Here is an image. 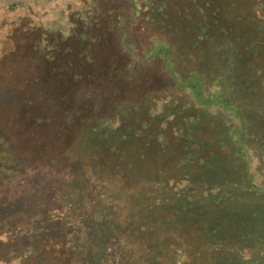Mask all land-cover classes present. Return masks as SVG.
<instances>
[{"label": "trees", "instance_id": "16d2710c", "mask_svg": "<svg viewBox=\"0 0 264 264\" xmlns=\"http://www.w3.org/2000/svg\"><path fill=\"white\" fill-rule=\"evenodd\" d=\"M1 1L0 8L8 5L12 11L14 5L24 6L26 0H19L16 4L7 2L9 0ZM132 1L138 0H128L131 4ZM196 1H199L198 6L202 4L211 8L213 19H216L213 25L205 20L198 40L211 39L216 44L221 43L223 69L207 74L196 68L187 75H181L180 80L175 81L180 90L173 87L179 94L190 96L186 100L188 103L176 106L173 101L172 112L159 113V119L162 123L166 122L173 114L174 118H178L173 124L183 123L196 129L204 122L205 125L212 123H207V119L218 121L222 127L221 145L227 150L224 157L219 162L209 160L199 150L201 142L191 135L188 140L192 143L180 145L177 150L178 153L194 156L193 161L188 163L190 170L183 166L184 156L180 161L177 157L173 158L171 162L174 165L166 167L163 155L159 158L163 161L160 166L145 168L141 173L134 172L139 179L135 184H131L132 177L128 178L132 174L129 170L126 175L121 171H110L97 162L96 165V159L91 157L90 165L78 162L73 169L71 162L67 164L68 161L65 163L60 159L61 154L67 152L66 147L57 146L56 142L44 138L49 134L45 130L47 122H28L35 116L36 108L30 106L27 96H1L0 236L4 235L6 240H0V262L9 263L21 258L22 264H50L48 256L42 257L36 248L53 243L54 238L47 241L44 235L48 237V232L62 228V223L55 220L62 210L72 212L74 217L73 212L82 209L80 216L65 221V227L69 232H77L70 234V247L89 264H190L193 246L182 240L188 234L195 235L197 245L202 247L203 262L199 264H233L225 262L229 249L223 255L216 251L212 234L222 225L220 213L227 216L232 212L243 214L245 207L252 209L257 202L264 203V0ZM93 2L98 4L96 0ZM212 3H217V7H211ZM127 8L130 19H120L118 27L128 25L130 28L135 24L136 19L132 18L135 15L134 5ZM56 24L61 30H50V35H55L54 41L64 29L60 22ZM218 26H222L221 30L218 28L220 31L216 29ZM77 36L95 41L92 35L84 32ZM77 36L74 34L67 40ZM197 43L194 48L201 42ZM199 48L204 49L202 46ZM162 51L153 52L148 60L161 58L160 62L169 68L168 73L174 75L175 52L168 47L169 57L165 58L160 54ZM51 52V48L45 51V62L52 61ZM148 60L142 59L144 62ZM215 105L217 111L213 112L210 107ZM27 110L32 112L29 116L25 114ZM189 131L197 132L192 129L187 133ZM157 140L160 145L164 144L161 129ZM31 159H34L33 162H30ZM16 168L24 172L16 173ZM211 168L223 174H218L219 180L225 182L223 192L234 189L230 194H238L240 200L233 204L195 200V205L188 204L181 210H175V200L180 199L184 204V198L190 197L189 190L183 187H187L190 179L200 177L199 173ZM72 169L78 171L75 172L79 175L77 179L80 178L77 184L74 183ZM175 169L184 171V174H178L171 180L170 174H175ZM155 177L165 180L157 187L146 188L145 184ZM199 183L203 186L202 177ZM210 187L211 184L207 183L206 192L202 193L204 196L208 197ZM246 197L249 200L241 203ZM236 205L238 208L232 207ZM261 209L264 212V206ZM156 214L160 216L155 218ZM134 222L139 225L134 227ZM233 223H236L233 235L241 234L238 242L236 240L238 248L243 243V249L248 250L252 261L264 264V214L259 212L249 221L241 219L237 222L235 219ZM229 231L231 228L228 226L225 233ZM17 240L22 244L11 246ZM2 249L8 250L12 257L7 258ZM229 252L235 255L234 259L243 260L241 254L237 257L235 248H230ZM35 256L36 261H31Z\"/></svg>", "mask_w": 264, "mask_h": 264}, {"label": "rangeland", "instance_id": "374dc122", "mask_svg": "<svg viewBox=\"0 0 264 264\" xmlns=\"http://www.w3.org/2000/svg\"><path fill=\"white\" fill-rule=\"evenodd\" d=\"M93 1L95 0H26L24 6L14 5L13 12L8 5L0 8V97L20 95L24 98L26 95L30 106L36 108V112H33L35 116L28 122H47L45 130L49 134H45L44 138L56 142L57 146L61 144L66 147L67 152L64 151L60 159L65 163L68 161L67 164L71 162L73 169L78 166V162L90 165L91 157L96 159L95 164L97 162L100 167L110 171H121L126 175L129 170L132 174L128 178L132 177L131 184H135L139 179L134 172L141 173L145 168L153 169L158 164L160 166L163 161L159 158L163 155L166 167L174 165L171 162L173 158L177 157V161H180L184 156L183 166L190 170L188 163L193 161L194 156L185 152L178 153L177 150L180 145L192 143L188 140L191 135L201 142V153L209 160L219 162L227 150L221 145L223 135L218 121L207 119V123H212L205 125L204 122L196 129L183 123L173 124L174 120H178L173 114L166 122L162 123L159 119V113L172 112L173 101L176 106L188 103L186 100L190 96L187 93L179 94L177 90L180 89L175 84L181 75H187L196 68L207 74L223 69L221 43L216 44L211 39L198 40L199 30L205 25V20L215 24L212 9L202 4L198 6L199 1L196 0H138L132 1V4L128 0H96L97 5ZM7 2L16 4L19 0ZM131 5H134L135 15L132 18L136 19L135 24L130 28L128 25L118 27L120 19H130L127 7L131 8ZM211 7H217V3H212ZM81 20H85L86 25ZM55 21L63 26L61 34L64 36L56 35L54 41L55 35L51 36L50 30L60 29ZM218 28L221 30L222 26L216 29ZM81 32L92 35L95 41L79 38L77 35ZM74 34L77 37L67 40ZM127 41L130 43L126 44ZM198 41L201 43L194 48ZM201 46L204 49L201 50ZM168 47L174 50L177 58L174 75L168 73L169 68L160 62L161 58L148 60L159 49L163 50L161 56L168 58ZM48 48H51L49 56L53 58L52 61L45 62V51ZM142 59L148 61L144 62ZM210 109L217 111L216 105ZM31 113L29 110L25 112L28 116ZM191 128L197 132L187 133ZM160 129L165 140L163 145L157 140ZM207 170L199 173L203 186L197 176L190 179L187 187H183L184 190H189L190 197L184 198V204L180 199L175 200V210H181L182 206L188 204L195 205V200H209V203L220 201L221 204H233L240 200L238 194H230L234 189L223 192L225 182L220 181L218 175L223 174L213 168ZM20 171V168H16V173ZM75 172L78 171L73 170L71 174L77 184L76 181L80 178L77 179L79 175ZM178 174L183 175L184 171L175 169V174H170V179L173 180ZM185 179L189 180L188 177ZM164 180L165 178L155 177L145 187H157ZM207 183L211 184L208 197L202 194L206 192ZM245 199L241 203L248 201L249 197ZM236 206L232 207L238 208ZM263 206L264 203L257 202L252 209L245 207L243 214H219L222 225L212 234V240L219 254L223 255L229 249L225 262L258 264L252 261L248 250L244 251L243 243L238 248L236 240L238 242L241 234L233 235L236 232V223L233 222L235 219L237 222H241V219L243 222L249 221L252 216L259 215V212L264 214L261 209ZM81 210L73 212L74 217L80 216ZM159 216L156 214L155 218ZM72 217V212L66 209L55 216V220L62 223V228L48 232L51 237L44 235L45 239L48 238L47 241L54 238L52 244L36 248V252L42 257L48 256L50 264H89L80 259L78 253L70 247V234L77 232H69L65 221H71ZM66 225L70 227L69 224ZM138 225L134 222V227ZM228 226L231 231L225 233ZM218 233L221 235L216 236ZM195 237L188 234L182 238L193 246L190 264L203 262L202 247L197 245ZM1 239L6 240L4 235L0 236ZM20 244L21 241L17 240L11 246ZM230 248H235L237 257L241 254L243 260L234 259L235 255L229 252ZM8 250H3V254L10 258L12 255ZM104 258L106 256L101 259ZM36 259L35 256L30 260L35 262ZM22 262L20 258L0 264Z\"/></svg>", "mask_w": 264, "mask_h": 264}]
</instances>
